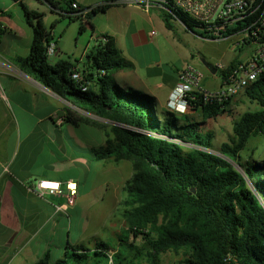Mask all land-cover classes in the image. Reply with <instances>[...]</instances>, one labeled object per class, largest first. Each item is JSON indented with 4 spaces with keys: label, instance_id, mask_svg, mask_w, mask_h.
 I'll return each mask as SVG.
<instances>
[{
    "label": "trees",
    "instance_id": "trees-1",
    "mask_svg": "<svg viewBox=\"0 0 264 264\" xmlns=\"http://www.w3.org/2000/svg\"><path fill=\"white\" fill-rule=\"evenodd\" d=\"M14 1L24 10L33 40L30 54L17 55L12 61L71 105L65 107L67 123L105 130V143L92 150L96 159L130 161L133 167V176L124 187L127 197L121 202L127 229L119 236L118 247L105 241L93 247L69 244L62 259L53 262L46 254L33 264H161L168 252L184 254L185 264H264V155L263 161L242 156L253 137H264V73L244 90L260 109L245 112L234 122L235 137L217 154L211 151L214 133L205 124L233 114V98L205 104L201 95L196 100L188 97L198 119L162 109L156 97L116 82L114 73L132 69L134 64L123 57L112 35H105V43L86 52L82 67L70 59L52 64L47 49L55 37L44 24V14L30 10L25 0ZM38 1L58 16L56 23L64 19L87 23L111 6ZM75 2L79 9L73 7ZM153 2L166 27L174 32V21L207 40L234 36L246 27L214 35L208 25L175 8L171 0ZM6 13L0 8V16ZM84 30L81 26L80 32ZM263 41V32L247 35L241 48ZM240 63L234 60L226 69L217 68L222 86ZM75 72L82 73L83 83L73 78ZM85 82L89 83L86 91L82 89ZM86 114L108 121V129Z\"/></svg>",
    "mask_w": 264,
    "mask_h": 264
},
{
    "label": "crops",
    "instance_id": "crops-1",
    "mask_svg": "<svg viewBox=\"0 0 264 264\" xmlns=\"http://www.w3.org/2000/svg\"><path fill=\"white\" fill-rule=\"evenodd\" d=\"M77 1L84 6L111 4L100 14L103 18L109 16L115 26L108 28L105 35L115 36L123 57L134 64L132 69L116 71V82L125 89L150 93L162 109L169 110L168 101L179 73L188 62L166 66L157 31L165 28L173 35L176 32L166 27L159 8L144 10L135 0L96 4ZM36 2L25 0L34 11L40 3ZM7 5L0 6L7 12L0 16V264H33L46 254L55 262L64 257L69 244L99 237L101 228L93 227L89 217L94 216L103 202L117 206L123 201L124 187L133 176V167L130 161L96 159L92 150L105 143V130L84 124L97 129L99 140L84 138L79 134V126L65 121V107L71 105L12 61L17 55L30 54L33 33L27 24L29 31L14 20L12 10L20 4L12 0ZM93 20L87 24L94 26ZM154 31L157 33L153 34ZM57 49L56 57L59 41ZM89 51L85 50L80 67ZM204 86L209 91L222 87ZM96 118L92 115V120L98 121ZM101 134L105 136L103 143ZM70 179L77 183L78 194L74 203L67 206V213L56 209L67 204L65 196L41 197L29 189L39 180L65 184ZM76 223L80 233L74 236Z\"/></svg>",
    "mask_w": 264,
    "mask_h": 264
},
{
    "label": "rangeland",
    "instance_id": "rangeland-1",
    "mask_svg": "<svg viewBox=\"0 0 264 264\" xmlns=\"http://www.w3.org/2000/svg\"><path fill=\"white\" fill-rule=\"evenodd\" d=\"M80 1L83 4H96L107 0ZM11 2L12 0H0V6L6 8L8 6L7 4ZM37 2L39 1L37 0ZM36 5L38 8L37 11L44 14L45 26L53 30L55 40L59 41V55L51 59L52 64H56V60L58 61L59 59H70L72 62L79 61L81 64L84 59L85 50L88 48L92 50L95 44L103 40L106 30L110 27H115L113 25V20H111L109 16L103 18L100 14L93 18L94 26H90L82 20L69 22V20L64 19L56 23L58 16L53 14L46 4H41L40 2ZM12 12L15 22L18 25L27 27L22 8L18 6L17 9H13ZM125 12L127 11L125 10ZM54 24L55 26H53ZM173 24L176 35H173L172 32H169L165 28H159V31H157L158 33L156 32V36L162 42L166 66H180L186 62H188L186 64H194L204 72V84L211 88H216L221 85V79L217 75L219 69H226L234 60L240 62L248 61L255 50V45L245 46L243 48H241L242 44L238 45V42L243 39L242 36H235L230 40H207L189 31L179 21H174ZM81 26L85 28L83 32H80ZM27 31H29V28ZM199 32L200 30H198V33ZM206 62H211L215 68H219L218 65H222L223 68H219L214 74L207 67ZM148 94L151 95L150 93ZM258 109H260L259 105L251 102L245 96L244 91L233 97L230 104V110L233 114L226 113L216 119H209L205 124L206 129L214 133L213 149H211V151L219 154L221 146L225 143H231V139L235 137L233 131L234 122L245 112L256 111ZM177 113L181 115L186 114L181 112ZM83 114L85 115V113ZM189 114H191V117L197 119L199 117L198 113ZM86 116L92 119L91 114H86ZM96 119L106 125L108 129L110 125L108 121L99 118ZM79 134L90 141L93 139L95 141L99 140L97 129L84 124L79 126ZM101 135V142L103 143L105 136L104 134ZM262 155H264V137H253L246 150L242 153V156L245 159L252 157L263 161ZM126 197L127 194L125 192L122 195V200H125ZM100 207L101 208L95 209L96 213L94 216L89 217L90 219L92 218L93 227L101 228L98 235L99 237L93 241H85L84 243L88 247H93L95 242L105 241L111 243L114 247H118L119 236L124 234L127 229V223L122 215L123 207L121 203L114 206L110 201L103 202ZM79 233V225L76 223L73 228V235L76 236ZM138 242H141V240L138 239ZM184 261V254L168 252L163 254L161 264H185ZM141 264L148 263L144 261L141 262Z\"/></svg>",
    "mask_w": 264,
    "mask_h": 264
},
{
    "label": "built area",
    "instance_id": "built-area-1",
    "mask_svg": "<svg viewBox=\"0 0 264 264\" xmlns=\"http://www.w3.org/2000/svg\"><path fill=\"white\" fill-rule=\"evenodd\" d=\"M153 1L165 2V0H137L136 3L144 10H149L154 4ZM175 8L184 12L189 17L208 25L214 35H228L227 31L242 26L241 31L235 32L234 36L221 38L217 40H230L235 36L257 35V32L264 33V0H171ZM75 9L80 5L75 2ZM91 9L82 13L84 19ZM255 16V17H254ZM253 17L250 22H246ZM248 23V24H247ZM254 29V32H251ZM156 34V31L153 32ZM243 39L238 45L243 44ZM105 43V40H103ZM58 53L57 44L52 41L47 49V56L51 60ZM223 68L222 65H218ZM264 73V41L255 45V50L246 62H241L229 76L225 86L215 91H209L205 88V74L194 64H187L179 73V81L173 90L168 101V109L181 113H194L190 109L188 97L196 100L199 95L202 96L205 104L212 102H221L229 100L243 92L246 87L256 82L261 74ZM73 78L83 83L84 77L81 72H75ZM88 82L82 84V89H88ZM29 189L37 195L65 196L67 204L56 206L57 212L67 213V206L72 205L78 194L77 183L70 179L65 184L58 181L39 180Z\"/></svg>",
    "mask_w": 264,
    "mask_h": 264
},
{
    "label": "water",
    "instance_id": "water-1",
    "mask_svg": "<svg viewBox=\"0 0 264 264\" xmlns=\"http://www.w3.org/2000/svg\"><path fill=\"white\" fill-rule=\"evenodd\" d=\"M206 64H207V67L211 70V71H213L214 73H216L217 72V68H215L211 63H207L206 62Z\"/></svg>",
    "mask_w": 264,
    "mask_h": 264
}]
</instances>
